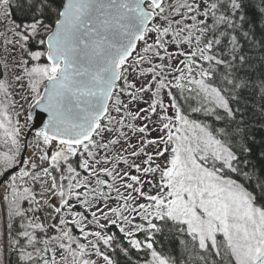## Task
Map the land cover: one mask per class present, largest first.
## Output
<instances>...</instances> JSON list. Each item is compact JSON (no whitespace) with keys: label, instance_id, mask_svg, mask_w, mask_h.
Masks as SVG:
<instances>
[{"label":"snow or ice","instance_id":"6c2138e0","mask_svg":"<svg viewBox=\"0 0 264 264\" xmlns=\"http://www.w3.org/2000/svg\"><path fill=\"white\" fill-rule=\"evenodd\" d=\"M0 264H264V0H0Z\"/></svg>","mask_w":264,"mask_h":264}]
</instances>
